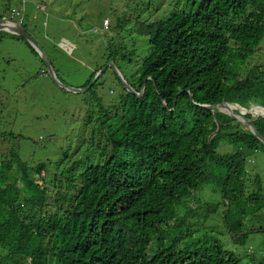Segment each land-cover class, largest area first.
<instances>
[{
    "label": "trees",
    "instance_id": "trees-1",
    "mask_svg": "<svg viewBox=\"0 0 264 264\" xmlns=\"http://www.w3.org/2000/svg\"><path fill=\"white\" fill-rule=\"evenodd\" d=\"M138 1L114 11V35L105 49L99 45L90 80L112 62L135 89L145 85L144 94L131 93L116 73L124 93L106 107L98 93L104 79L81 85L93 92L89 122L56 161L48 158L57 171L46 162L30 166L19 148L0 151V264H241L217 237L184 242H192L198 220L210 219L243 244L247 216L264 208V180L248 167L255 170L264 143L230 114L202 105L253 102L250 112L225 105L248 119L264 110V67L245 65L264 41V0H169L145 18L141 11L153 0ZM8 13L21 15L18 7ZM29 17L20 24L32 36ZM9 36L38 54L25 37L0 30V40ZM138 37L145 39L141 54ZM253 124L264 136V117ZM223 140L238 151L221 153ZM69 152L78 155L72 165L64 163ZM201 187L219 198L207 208ZM251 259L264 264V254Z\"/></svg>",
    "mask_w": 264,
    "mask_h": 264
},
{
    "label": "rangeland",
    "instance_id": "rangeland-1",
    "mask_svg": "<svg viewBox=\"0 0 264 264\" xmlns=\"http://www.w3.org/2000/svg\"><path fill=\"white\" fill-rule=\"evenodd\" d=\"M126 1L0 0V9L4 5L10 4L11 6V9H7L8 17H4L5 20L12 19L8 12L17 7L21 13L20 18L16 20L18 17L15 16L12 21L20 23L26 16H30L28 20L30 21L29 30L32 38L42 48L50 62L52 61V68L55 73L53 77L50 67L35 47L38 54L34 53L24 41L14 40L10 36L1 38V152H5L8 147H16L19 148L23 160L28 161L30 166L39 162H46L49 170H58L49 164L48 158L56 161L55 158L61 155L59 148L74 141V133H78L79 125L85 126L89 122L86 99L93 94L89 90L73 93L68 87H80L87 81H91L90 78L96 69L93 61L97 56L99 45L102 44L103 49H105L106 42L113 37L114 32L110 30V27L114 22V11L123 9ZM138 2L137 0L136 3ZM167 4H170L169 0L148 2L141 11L143 18L154 16L161 7ZM68 12L76 13L74 19H70L69 22L62 18V15ZM87 15L90 17L87 18ZM4 19L1 22H4ZM35 24L38 27H34ZM122 37L126 41L129 40V35L125 31L122 33ZM138 40L139 42H135V44L140 46L137 53L141 54V45L145 39L138 37ZM250 60V68L254 65L264 67V41L254 48ZM259 60L261 64L258 62ZM116 73L112 67H109L107 74L102 78L96 74L94 80L91 81L94 82L97 78L104 79V84L98 93L106 99V107L114 105L120 94L124 93V90L118 85ZM87 87L89 88V86ZM80 98L83 100L81 104H79ZM253 105H255L253 102H247V107L239 104L237 106L240 109H251ZM251 114L252 117L249 119L264 117L263 112L255 114L251 111ZM93 123V121L90 122V127L85 134L88 139L91 138V125ZM82 130L85 131L84 128ZM44 140H47L46 146L40 148V143ZM235 148L236 145L234 146L233 143L223 142L219 146V151L232 153ZM47 151L49 154L45 155L44 153ZM69 154L70 157L64 162L66 165H72L75 158L78 157V155L74 156L72 152ZM258 155L260 157L254 156L256 171L252 172L251 166H248L251 170L248 169L252 178L256 172H259L262 180H264V154L258 151ZM82 164L84 166L86 163L83 162ZM44 172H42L43 176L45 175ZM197 195L201 200V205L202 202L210 204L219 199L209 188L204 187L199 189ZM258 227L262 230H251ZM244 231H251L246 242L235 244L223 225L212 222L210 219H200L194 234L190 235L192 242L190 243L187 239L184 244L193 246L198 240L204 242L210 240L211 237H217L222 240L225 248L236 252L241 257V264H251L253 255L259 256L264 253V208L256 214L247 216ZM5 254L6 250L0 245V259Z\"/></svg>",
    "mask_w": 264,
    "mask_h": 264
},
{
    "label": "water",
    "instance_id": "water-1",
    "mask_svg": "<svg viewBox=\"0 0 264 264\" xmlns=\"http://www.w3.org/2000/svg\"><path fill=\"white\" fill-rule=\"evenodd\" d=\"M4 19V18H3ZM2 19H0V30H4V31H8L10 33L13 34H18L21 35L23 37H25L28 41H30L32 43V45L37 49V51L43 56L44 61L48 64V66L50 67V71L54 77V70L52 68V63L50 62L49 58L45 55V53L42 51V48L38 46V44L36 43V41L32 38V36L26 31V29L18 22L9 20V19H4V22H1ZM110 66H112V68L115 70V72H117L118 76L121 78L124 86L131 92L134 94H137L138 96H142L144 94L145 91V85L142 86V88L140 90L135 89L127 80L126 78L123 76L122 72L118 69V67H116L114 65V63H109ZM106 69V67H104L103 69H101L97 75L99 76L100 74H102V72ZM88 87H68V89H70L71 92L73 93H79V92H83L86 91ZM227 103H222V104H218V108L222 111H224L223 109H221L220 107L225 106ZM231 104V103H230ZM207 107H211L210 105H206ZM229 113V112H228ZM231 116H233L234 118L238 119L239 121H241L242 123L246 124L252 131L253 133L264 143V136L262 133L259 132V130L254 126L253 124V119H248L246 117L240 118L238 117V114H236L235 112L229 113ZM220 129V123L218 122V128L217 130L213 133L216 134Z\"/></svg>",
    "mask_w": 264,
    "mask_h": 264
},
{
    "label": "clouds",
    "instance_id": "clouds-1",
    "mask_svg": "<svg viewBox=\"0 0 264 264\" xmlns=\"http://www.w3.org/2000/svg\"><path fill=\"white\" fill-rule=\"evenodd\" d=\"M253 56V55H252ZM252 56L250 57V58H252ZM259 63H260V60L258 61ZM250 64H251V60L249 59L247 62H246V66H248V68H249V70H250ZM261 64V63H260ZM260 66H262V65H260ZM86 88V87H85ZM193 97V96H192ZM223 103V102H222ZM222 103H219V104H222ZM226 103V102H225ZM227 104H230V103H227ZM231 104H233V103H231ZM202 105L203 106H205V107H207L206 105H210L211 106V108L213 107V106H215V107H217L218 108V104H209V103H202ZM233 105H238V104H233ZM240 105V104H239ZM209 108V107H208ZM221 108V107H220ZM219 109V108H218ZM222 109V108H221ZM247 109V108H246ZM220 110V109H219ZM238 110V109H237ZM249 110V109H248ZM220 111H222V110H220ZM222 112H226V111H222ZM249 112H250V110H249ZM226 113H228V112H226ZM235 113L236 114H239V110H238V113L235 111ZM229 114V113H228ZM243 117H245V116H243V114H242V118ZM220 127H221V125H220ZM218 128V127H217ZM220 130V129H219ZM218 133V132H217ZM252 231H261L262 230V228H260V227H258V228H253V229H251ZM250 232L251 231H244V229H243V233L244 234H246V235H248V234H250ZM242 239V238H241ZM240 239V241L242 242V240ZM246 239H248V236H247V238ZM233 242H234V240H233ZM235 243V242H234ZM236 244V243H235ZM253 257H256V259H258L259 257H257V256H252L251 258H253Z\"/></svg>",
    "mask_w": 264,
    "mask_h": 264
},
{
    "label": "crops",
    "instance_id": "crops-1",
    "mask_svg": "<svg viewBox=\"0 0 264 264\" xmlns=\"http://www.w3.org/2000/svg\"><path fill=\"white\" fill-rule=\"evenodd\" d=\"M217 134V133H216ZM216 134H212L211 135V137H210V135L208 136L209 137V143H210V139L214 136V135H216ZM223 142H227V141H225V140H223L221 143H223ZM228 143V142H227ZM229 144V143H228ZM238 150H237V148H235L234 150H233V152H237ZM245 152V151H244ZM221 153H224V152H221ZM247 153H250V151L249 152H247ZM250 154H252V153H250ZM202 205L203 206H205L206 208L209 206V203H204V202H202ZM264 254V253H263ZM263 254H261V255H263ZM261 255H256L257 257H260Z\"/></svg>",
    "mask_w": 264,
    "mask_h": 264
},
{
    "label": "bare ground",
    "instance_id": "bare-ground-1",
    "mask_svg": "<svg viewBox=\"0 0 264 264\" xmlns=\"http://www.w3.org/2000/svg\"><path fill=\"white\" fill-rule=\"evenodd\" d=\"M224 111H226V112H229V113H232L233 111L232 110H230L229 108H227V107H225V106H222L221 107ZM260 112H263L264 113V110H262V111H256V112H254L255 114H259ZM264 115V114H263ZM238 117H240V118H242V116H240L239 114H238Z\"/></svg>",
    "mask_w": 264,
    "mask_h": 264
}]
</instances>
